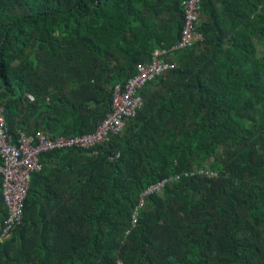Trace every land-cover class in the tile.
<instances>
[{
  "label": "trees",
  "instance_id": "trees-1",
  "mask_svg": "<svg viewBox=\"0 0 264 264\" xmlns=\"http://www.w3.org/2000/svg\"><path fill=\"white\" fill-rule=\"evenodd\" d=\"M184 1L0 0L10 133L95 130L113 87L178 43ZM196 29L205 40L168 57L121 133L40 155L0 264H264V0H201ZM205 166L218 176L149 195L125 237L147 187Z\"/></svg>",
  "mask_w": 264,
  "mask_h": 264
},
{
  "label": "built area",
  "instance_id": "built-area-1",
  "mask_svg": "<svg viewBox=\"0 0 264 264\" xmlns=\"http://www.w3.org/2000/svg\"><path fill=\"white\" fill-rule=\"evenodd\" d=\"M182 6L185 18L178 43L170 49L155 50L150 61L138 64L136 74L125 83H117L113 87L111 111L95 130L81 135L56 137L50 136L43 130L31 133L21 130L15 139L6 121L4 105L0 102V156L3 159L0 165L1 194L7 212L1 226V240L8 238L21 224L23 204H25L31 185L32 174L41 170L40 155L43 152L70 147L92 148L97 144L109 142L112 136L124 130L126 120L135 117L143 108L145 100L141 89L175 68V63L169 61L168 57L175 52L192 49L197 43L205 40L204 35L196 29L201 11V0H185ZM196 176L215 178L218 173L208 166L194 167L147 187L140 195L139 203L133 210L131 227L125 232V237H128L136 228L139 211L144 206L145 198L152 194H163L168 185L182 178ZM118 264H123V262L119 261Z\"/></svg>",
  "mask_w": 264,
  "mask_h": 264
},
{
  "label": "rangeland",
  "instance_id": "rangeland-1",
  "mask_svg": "<svg viewBox=\"0 0 264 264\" xmlns=\"http://www.w3.org/2000/svg\"><path fill=\"white\" fill-rule=\"evenodd\" d=\"M256 47H257L258 53H259V54H262L263 51H264V44H262V43H257Z\"/></svg>",
  "mask_w": 264,
  "mask_h": 264
},
{
  "label": "clouds",
  "instance_id": "clouds-1",
  "mask_svg": "<svg viewBox=\"0 0 264 264\" xmlns=\"http://www.w3.org/2000/svg\"><path fill=\"white\" fill-rule=\"evenodd\" d=\"M216 178V177H215Z\"/></svg>",
  "mask_w": 264,
  "mask_h": 264
}]
</instances>
